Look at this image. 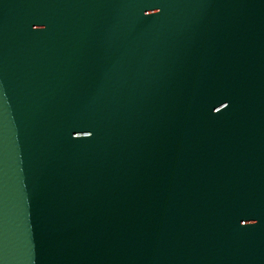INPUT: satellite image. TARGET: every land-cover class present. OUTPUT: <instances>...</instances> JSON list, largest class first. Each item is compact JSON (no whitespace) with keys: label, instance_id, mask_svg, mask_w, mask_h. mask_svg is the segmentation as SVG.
Returning a JSON list of instances; mask_svg holds the SVG:
<instances>
[{"label":"snow or ice","instance_id":"obj_1","mask_svg":"<svg viewBox=\"0 0 264 264\" xmlns=\"http://www.w3.org/2000/svg\"><path fill=\"white\" fill-rule=\"evenodd\" d=\"M222 106H224L223 104H222ZM220 109H217V111H219Z\"/></svg>","mask_w":264,"mask_h":264}]
</instances>
